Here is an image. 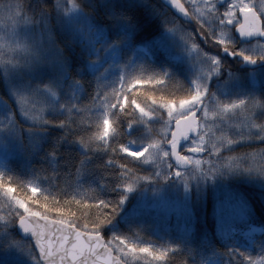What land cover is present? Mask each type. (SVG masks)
<instances>
[{
	"label": "trees",
	"instance_id": "obj_1",
	"mask_svg": "<svg viewBox=\"0 0 264 264\" xmlns=\"http://www.w3.org/2000/svg\"><path fill=\"white\" fill-rule=\"evenodd\" d=\"M69 1L81 9L93 29L103 33L109 46L121 49L126 82L131 77L164 78L163 85L136 86L135 94L145 108L152 106L147 95L159 101L161 97H178L192 90L187 66L166 59L153 46L157 38L173 27H189L159 0H16L20 12L44 34L45 48H52L53 53L49 52L42 61H33V70L22 63L7 73L0 65V96L12 104L9 90L19 79V83L31 89H52L58 99L54 105L62 110L47 112L42 122L35 124L25 121L13 105L15 119L10 127L14 128L17 148L0 175L21 186H36L50 201L53 197L61 202L71 199V204L62 206L77 211L82 222H87L85 217L91 220L98 211L92 200L114 206L115 211L109 208V218L99 225L101 235L105 239L123 237L133 244L148 245L153 253L135 252L136 256L129 255L128 264H207L212 260L220 264H264V234L257 236L253 249L242 246L246 242L243 233L251 225L264 228V137L244 135L238 123L215 131L218 137L223 135L233 143L216 154L206 151L201 171H196L188 181L193 213L184 224L183 219L174 215L154 216L132 210L127 200L131 199L129 190L140 193L149 181H163L157 169L124 154H113L102 142L91 139L97 131V119L103 114L99 111L100 98L106 93L111 96L118 85H106L99 75L92 73L90 65L95 58L66 26L60 9ZM140 46L150 47L151 57L143 55L137 59ZM77 85L81 95H75L72 101ZM132 94L128 92L129 96ZM251 109L244 112L245 118H250ZM128 111L131 113L132 109ZM110 116L120 129L111 142L119 140L125 146L144 145L151 139L149 130L153 126L158 129L162 123L159 114L141 118L138 111L134 116H126L112 110ZM254 118L257 123L264 121V103L254 112ZM237 130L242 134L237 135ZM119 162L132 165L141 178L134 182L125 180ZM126 183H131V187L122 186ZM232 196L242 200L250 216L247 220L221 224L217 209L223 201L235 202ZM77 200L88 203L77 204ZM0 210H11L6 198H0ZM13 241L30 247L28 241L18 236L11 218L0 220V264H30L11 258ZM156 252L164 255L156 259Z\"/></svg>",
	"mask_w": 264,
	"mask_h": 264
},
{
	"label": "snow or ice",
	"instance_id": "obj_2",
	"mask_svg": "<svg viewBox=\"0 0 264 264\" xmlns=\"http://www.w3.org/2000/svg\"><path fill=\"white\" fill-rule=\"evenodd\" d=\"M172 3L185 14H189V9L180 5L178 0H172ZM190 6L195 9L192 15L200 24L201 32L212 42L223 45L229 55H239L244 61L251 63L257 59L264 60V52L256 55L231 50L224 39L217 40L215 33L210 34L207 31L209 21L205 19L219 15V20L216 21L218 24H234L242 36L256 34L264 37V7H257L253 0H230L226 10L218 14L210 0H204L203 4L198 0H190ZM0 15H3L13 26L22 16L16 0H0ZM217 70L218 62L213 57L206 75ZM165 83L164 78L160 76H150L148 79L142 76L131 77L126 83L122 81V87L114 89L111 96L106 93L100 98L104 111L97 119V131L92 134L91 139L102 142L103 146L110 148L113 154H124L134 161L159 162L165 165L166 162L174 159L178 165H190L194 162L197 168L202 167V162L193 161L191 155L181 156L178 151L179 141L183 140L180 147H184L190 141L191 153L210 151V155L219 153L221 148L225 149L226 145L233 143L232 139L216 135L210 127L209 117H219L221 123H224L222 117L227 110L235 109L237 106L246 107L248 101L217 102L212 110H209L205 103V87L193 81L194 88L178 97L175 95L168 99L161 97L157 101L153 95H147L146 99L152 105L148 108L139 102L135 94L136 86ZM129 91L133 93L131 96L128 95ZM252 107L254 109V104ZM128 109H132V112L130 113ZM112 110H117L126 116H134L138 111L141 118H150L159 114L162 123L158 129L153 126L149 130L151 139L143 147L133 150L119 140L116 143L111 142L120 132L116 120L110 116ZM250 119L252 123L245 126L243 134L264 137V121L256 122L254 110L250 114ZM168 133L171 134V138ZM239 134L242 133L237 130V135ZM167 167L169 175L181 174L171 163H167ZM119 168L121 175L127 181L134 182L141 178L135 174L136 169L127 162H119ZM122 186L130 188L131 183ZM0 198H6L11 206L8 213L0 210V220L11 218L23 231L31 234L32 243L28 251L34 254L39 264H128L126 257L131 253L153 254L148 245L133 244L123 237L105 239L101 235L99 225L106 222L110 216L107 210L111 208V211H115L114 206L107 205L103 201L92 200L98 211L91 220L85 217L87 222H82L77 211L62 206V204H71V199L66 198L61 202L53 197L50 201L49 197L41 194L36 186L32 184L21 186L12 182L10 177L5 178L2 175H0ZM76 202L85 205L88 203L87 200ZM163 255V252H156L155 258L160 259Z\"/></svg>",
	"mask_w": 264,
	"mask_h": 264
},
{
	"label": "rangeland",
	"instance_id": "obj_3",
	"mask_svg": "<svg viewBox=\"0 0 264 264\" xmlns=\"http://www.w3.org/2000/svg\"><path fill=\"white\" fill-rule=\"evenodd\" d=\"M183 1L185 4L188 3L190 5V0ZM198 2L203 4L204 0H198ZM210 2L215 6L216 11L220 12L221 6H219V0H210ZM224 7L227 8V5ZM60 9L66 26L73 31L74 37L80 40L95 58V62L90 65L91 71L99 75L104 84L116 85L117 83L118 89L121 88L122 81L126 83V72L121 65V49L109 46L106 43V39L103 37V33L93 29L89 25L83 12L73 1H69L67 5L60 7ZM215 18H218V15L215 17H206L205 19L208 21H215ZM227 27L229 28V25L223 27L226 42H228L226 34L228 30ZM228 34L230 38L233 39L232 34ZM43 35L40 28L35 27L30 19L23 14L20 21L15 26L3 15H0V65L7 73L12 71L15 65L22 63L27 65L30 70H33V68H35L33 64H31L33 61H38L39 58L42 61L45 55H49V52L50 54L53 53L52 48L49 51L45 48V38H42ZM162 36L163 37H161L157 45L165 49L169 48V52H174V54L177 53V55L173 56L174 59L176 58L179 61L187 63L191 74L190 83L192 89L194 88L193 81L205 87V103L209 110H212L217 102L231 103L236 100H246L249 102L246 107L237 106L235 109L227 110L222 117L224 123H221V118L219 117H209L210 127L213 131H223L224 128H229L232 123H238V125L241 126L239 128L243 131L245 126L249 125L251 122L249 117L248 119L244 117V112L250 107L252 111L254 110V112H256L262 104L258 101L259 99L256 98V91L241 89L238 85H235L234 82L230 84H220L214 87L212 82L217 78L219 69L212 72L210 75H206L211 66V58L207 57L202 47L193 40L188 27L177 25ZM193 45H195V47H193ZM146 48H138V54L136 55L137 59L148 53L150 47L147 46ZM216 48L220 47L218 46ZM40 50H45L47 53L41 55L38 53ZM19 82L18 79L17 85L14 84L9 90L12 104L0 96V170L6 168L8 160L14 157L17 148L16 138H14L15 131H13L14 128L10 127L15 119V108H13V105L25 121L35 124L42 122V117H44L47 112L62 110L54 105V103H57L58 99L56 93L52 89H31ZM72 101H74V97H72ZM252 104H254V109ZM99 111H104L103 104H101ZM238 117L240 119H238ZM173 124L174 121L172 122V126ZM168 136L170 138L171 134L168 133ZM126 146L133 150H139L143 147V145H134L132 143ZM190 146L191 142L187 145L186 150H190ZM192 158L193 161L200 160L203 163V158L200 159L194 156H192ZM140 163L157 169L156 172L163 183L159 184L150 182V179H145L146 182H149L145 184L146 186L140 193L129 190L128 194L131 199L128 198L127 200H129V203L131 202V209L140 211L142 214L152 213L154 216L174 215L179 219H183L184 224L187 219L192 217L193 213L190 208V186L188 181L193 177L196 171L199 173L201 169L197 168V165L193 162L191 170L184 172L180 171L181 179L178 182L172 181L166 183L164 180L171 176L168 174L167 163H171V161L166 162L165 165H161L159 162L153 163L151 161H140ZM232 197L235 202L230 199L219 204L217 216L221 224L235 220H247L250 216V214H248L250 211L243 204L242 200L235 196ZM263 230V227L251 225L250 229L244 233L243 239L246 242L244 245L242 244V246L251 248V243L255 241V236L262 233ZM28 247L29 245L22 242L17 241L12 243L10 248L12 253L11 258L28 261L30 264H39L38 260L34 258V254L28 251ZM129 255L136 256L135 252ZM129 255L126 257L127 262ZM207 264H220V262L218 260H212Z\"/></svg>",
	"mask_w": 264,
	"mask_h": 264
},
{
	"label": "flooded vegetation",
	"instance_id": "obj_4",
	"mask_svg": "<svg viewBox=\"0 0 264 264\" xmlns=\"http://www.w3.org/2000/svg\"><path fill=\"white\" fill-rule=\"evenodd\" d=\"M183 1V0H182ZM230 0H219L220 12L226 10L224 7L228 5ZM184 2V1H183ZM257 7H264V0H253ZM185 4V3H184ZM187 9H189V14L193 20L192 23L186 24L188 29L191 32L193 40L202 47L205 55L212 58L215 57L218 62L219 74L212 84L214 87L231 82L238 85L241 89L244 90H254L256 91V98L259 99L262 104L264 103V60L257 59L254 63L244 61L243 58L239 55H229L225 50L224 46L219 43L212 42L207 38L203 32H201L200 24L195 20L192 13L195 11L191 6L186 3ZM219 20L215 18V21L209 20L207 25V31L215 33L217 40L226 39L225 31L223 27L225 25H220L216 21ZM228 26V25H226ZM228 28V27H227ZM232 34L233 39L230 38L229 34ZM228 39V47L231 50L243 51L248 54L255 53L259 55L261 52H264V37L259 35H241L235 28V25H229L228 30L226 31ZM220 48H216V47ZM189 73V79L191 82ZM191 84V83H190ZM211 84V85H212ZM256 99V100H257ZM187 153V151H186Z\"/></svg>",
	"mask_w": 264,
	"mask_h": 264
},
{
	"label": "water",
	"instance_id": "obj_5",
	"mask_svg": "<svg viewBox=\"0 0 264 264\" xmlns=\"http://www.w3.org/2000/svg\"><path fill=\"white\" fill-rule=\"evenodd\" d=\"M161 1V4H163L165 7H167L169 10L172 11V13H174L178 18H180L182 21L186 22V23H192L193 20L190 16V14H185L184 12H182L180 9H178L177 7H175V5L172 3V0H160ZM178 3L180 5H183L185 6L184 4H182V2L180 0H178ZM186 8V7H185ZM175 126V123L173 125V127ZM171 138V136H170ZM180 144H183V140L179 141L178 142V151L180 153L181 156H183L181 154V149L183 147H180ZM185 146V145H184ZM188 154L191 155V156H195V157H204L206 155V151L202 152V153H191V151L189 150L188 151ZM171 163L177 167L178 170H191L192 168V164L188 165V164H185V165H178L175 160L173 159L171 161ZM179 176L177 175H173V178L174 179H178ZM16 230H17V233L18 235L25 241H29L30 243H32V237H31V234L29 232H25L23 231L18 224H16Z\"/></svg>",
	"mask_w": 264,
	"mask_h": 264
}]
</instances>
